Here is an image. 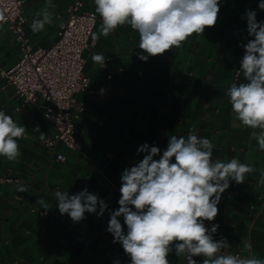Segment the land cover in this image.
Listing matches in <instances>:
<instances>
[{
    "label": "crops",
    "instance_id": "0c3cea01",
    "mask_svg": "<svg viewBox=\"0 0 264 264\" xmlns=\"http://www.w3.org/2000/svg\"><path fill=\"white\" fill-rule=\"evenodd\" d=\"M83 9L95 13L94 0H81ZM73 0H53L57 5L52 25L33 33L30 24L46 6L47 0H25L24 32L35 46H50L58 37L60 22ZM260 0H221L215 26L193 34L179 48L141 61L137 53L138 34L130 25L118 26L108 37L100 36L84 53V72L91 79V91L76 94L82 106L75 129L82 150L68 148L57 141L53 148L46 139L54 135V126L32 105L19 107L14 88L0 77V110L27 127L18 140L20 157L8 162L0 157V264H130V258L113 236L105 231L109 211L118 209L121 174L143 159L137 149L144 143L166 149L169 136L187 138L189 133L213 143V159L235 157L256 171L247 174L243 184L230 182L222 194L218 215L206 227L218 224L214 239L221 236L231 247L225 253L264 258V185L257 181L264 172V152L232 112L225 95L233 82H244L239 70L244 55L242 44L248 36L242 20L246 9L257 12ZM96 14V13H95ZM98 19L93 32L98 33ZM106 57L105 67L91 56ZM20 45L7 25L0 27V68L15 65ZM39 127L44 139L33 131ZM62 153L64 160H57ZM159 159V157H154ZM26 186V192L18 191ZM87 188L108 203L101 218L85 213V219L73 223L55 206L53 193L69 194ZM43 199L50 209L40 208ZM99 210V209H98ZM124 225L123 217L119 218ZM249 245L251 247L249 248ZM170 264H183L175 253ZM202 264V257H194Z\"/></svg>",
    "mask_w": 264,
    "mask_h": 264
},
{
    "label": "clouds",
    "instance_id": "9594fccd",
    "mask_svg": "<svg viewBox=\"0 0 264 264\" xmlns=\"http://www.w3.org/2000/svg\"><path fill=\"white\" fill-rule=\"evenodd\" d=\"M220 3L221 0H94L95 13L102 23L98 33L90 34L91 39L95 42L100 36L108 37L118 26L130 25L138 34V48L142 50L138 58L147 62L150 57L179 48L193 34L215 26ZM56 7L53 0H47L30 24L33 33L53 24L52 10ZM258 8L264 11V0H260ZM241 19L246 21L248 36L252 37L241 45L244 55L239 70L244 82L231 83L225 95L236 118L252 130L258 150L264 152V21H258L252 9H246ZM5 21L0 10V25ZM91 59L105 67L103 54L93 53ZM26 129L0 110V157L8 162L20 157L18 140ZM33 131L44 139L38 126ZM137 153H143V159L123 170L119 207L109 211L106 228L113 243H119L130 258V264H170L168 256L173 252L183 264H197L194 257H202V264H264V258L225 253L231 244L223 236L214 239L219 225L205 226V221L211 222L218 215L217 205L230 182L243 184L246 175L256 171L254 166L235 157L213 159L212 141L192 133L187 138L169 136L162 154L160 148L148 143L141 145ZM157 156L159 159H154ZM257 183L264 185V172ZM17 190L26 192L27 187L19 186ZM53 196L59 213L67 214L73 223L84 220L85 213L101 218L108 210L107 201L87 188L71 195L68 190H56ZM36 204L46 211L50 209L43 199Z\"/></svg>",
    "mask_w": 264,
    "mask_h": 264
},
{
    "label": "built area",
    "instance_id": "2783aa9c",
    "mask_svg": "<svg viewBox=\"0 0 264 264\" xmlns=\"http://www.w3.org/2000/svg\"><path fill=\"white\" fill-rule=\"evenodd\" d=\"M24 6L25 0H0V10L6 16L0 27L7 25L20 45L17 63L8 69L0 68V77L5 85L14 88L19 107L32 105L54 126V135L45 141L50 148L61 141L68 148L81 151L75 119L82 106L76 104L75 96L91 91V79L84 72V53L96 42L90 34L98 17L84 10L81 0H73L59 24L57 39L50 46H35L24 32ZM64 158L62 153L56 155L57 160Z\"/></svg>",
    "mask_w": 264,
    "mask_h": 264
}]
</instances>
